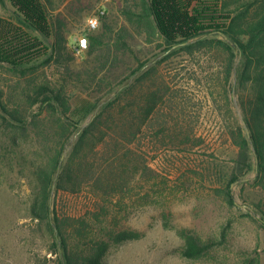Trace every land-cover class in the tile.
Masks as SVG:
<instances>
[{"label": "trees", "instance_id": "16d2710c", "mask_svg": "<svg viewBox=\"0 0 264 264\" xmlns=\"http://www.w3.org/2000/svg\"><path fill=\"white\" fill-rule=\"evenodd\" d=\"M9 1L17 24L8 23L0 34V62L18 75L21 90L7 100L0 97V118L15 133L18 173L26 177L31 192L29 214L47 227L52 238L49 252L58 254L59 264H102L111 243L139 237L128 229L111 230L107 238L91 234V221L99 219L98 214L63 213L53 198L87 188L93 198L106 203L110 196L124 193L140 169H149L132 157L135 152L128 145L140 139L144 127L154 128L155 118L156 136L180 143L188 139L180 117L170 119L178 90L165 78L166 63L179 55L210 65L206 77L218 87L220 97L211 92L212 100L238 149L223 187L226 201L235 203L231 185L251 173L254 177L242 182L264 189V0H141L137 26L148 40L158 35L161 42L153 56H134L135 67L129 63L133 50L125 28L115 30L102 13V27L85 31V58L74 67L63 18L51 14L46 0ZM54 64L61 70L60 80L35 75L39 67ZM79 93L96 97L74 107L72 99ZM23 135L33 139L29 152L20 149ZM251 201L264 225L263 198ZM100 209L107 213L105 204ZM183 236L181 252L188 258L202 256L216 243L191 231Z\"/></svg>", "mask_w": 264, "mask_h": 264}, {"label": "rangeland", "instance_id": "374dc122", "mask_svg": "<svg viewBox=\"0 0 264 264\" xmlns=\"http://www.w3.org/2000/svg\"><path fill=\"white\" fill-rule=\"evenodd\" d=\"M46 3L52 15L63 18L67 45L69 37L93 31L85 29V17L98 15L102 24V13L115 30L125 28L124 34L133 50L129 57L132 67L137 65L134 56L144 59L159 51L158 35L148 40L135 21V14L142 12L141 0H46ZM14 10L9 0H0V34L9 24H17ZM74 46L68 50L74 55V67H78L85 52L75 54ZM200 62L179 55L165 65L166 80L173 90H178L170 119L180 117L183 135L188 134V139L180 143L156 136L155 118V127H144L140 139L128 145L135 152L132 157L149 169H140L124 193L110 196L106 203L93 198L87 188L53 198L63 213L98 214L99 219L91 221V234L107 238L109 231L122 229L140 234L134 239L111 243L102 264H256V261L264 264V225L250 203L260 197L264 200V189H257L247 181L234 182L231 188L235 203L226 201L223 187L238 149L227 133V120L213 103L211 92L220 97L218 87L206 77L205 70L210 65ZM125 68H120L124 75ZM38 69L35 75L40 77L47 75L53 80L62 77L55 64ZM17 80L18 75L0 62L3 100L21 90ZM85 94L79 93L72 99L74 107L96 97ZM163 112H159L162 118ZM168 115L164 119L169 123ZM14 137L15 133L0 118V264H59L58 254L49 252L52 238L47 227L43 223L38 225L29 214L31 192L26 177L18 173ZM18 140L20 149L25 152L33 149L31 135ZM254 174L247 178H253ZM103 204L106 214L100 209ZM184 231L216 243L202 256L188 258L181 252Z\"/></svg>", "mask_w": 264, "mask_h": 264}, {"label": "clouds", "instance_id": "9594fccd", "mask_svg": "<svg viewBox=\"0 0 264 264\" xmlns=\"http://www.w3.org/2000/svg\"><path fill=\"white\" fill-rule=\"evenodd\" d=\"M84 25L85 29L90 27L93 31L99 30L102 27L99 18L96 16L85 17ZM74 43H78L81 49H86L88 47V40L84 36L77 35L75 37H69L67 46L71 47Z\"/></svg>", "mask_w": 264, "mask_h": 264}, {"label": "water", "instance_id": "95a60500", "mask_svg": "<svg viewBox=\"0 0 264 264\" xmlns=\"http://www.w3.org/2000/svg\"><path fill=\"white\" fill-rule=\"evenodd\" d=\"M220 35H221L224 39H226V40L229 41V39H228V37L225 35V33L220 32ZM237 48H238V52H239V53H238V57H237V59H236V63L239 62V60H240V56H241L240 47H237ZM234 100H235V102H236V97H235V96H234ZM96 111H97V110H96ZM96 111H95V113H96ZM95 113L93 114V116H92L89 120H87L86 122H84V123L82 124V126L87 125V124L89 123V121L94 117ZM240 120H241V123L243 124V126H245V130L247 131V134H248V136H249L248 128L246 127L245 122H244V120L242 119V117L240 118ZM69 148H70V147H67L66 150H64L63 155L61 156V159H60V161H59L58 169H59L60 165L62 164V161H63V159H64V156H65V154H66V152L68 151ZM254 154H255V153H254ZM255 164H256V166H257V159H256ZM247 179H248L247 177H246V178H242V179H239V180L236 181V182L246 181Z\"/></svg>", "mask_w": 264, "mask_h": 264}, {"label": "built area", "instance_id": "2783aa9c", "mask_svg": "<svg viewBox=\"0 0 264 264\" xmlns=\"http://www.w3.org/2000/svg\"><path fill=\"white\" fill-rule=\"evenodd\" d=\"M92 16H96V17H98V18H99V16H98V15H92ZM89 29L91 30V28H90V27H89ZM82 36H84V37H86V38H87V36H85V35H82ZM87 40H88V38H87ZM73 50H74V53H75V54L79 55V54H82V53H84L86 49H81V48L79 47V44H78V43H76V44H75V46H74V48H73Z\"/></svg>", "mask_w": 264, "mask_h": 264}]
</instances>
